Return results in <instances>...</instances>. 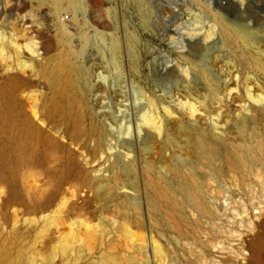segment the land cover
<instances>
[{
	"label": "rangeland",
	"instance_id": "obj_1",
	"mask_svg": "<svg viewBox=\"0 0 264 264\" xmlns=\"http://www.w3.org/2000/svg\"><path fill=\"white\" fill-rule=\"evenodd\" d=\"M54 1L0 0V264H264V0Z\"/></svg>",
	"mask_w": 264,
	"mask_h": 264
},
{
	"label": "bare ground",
	"instance_id": "obj_2",
	"mask_svg": "<svg viewBox=\"0 0 264 264\" xmlns=\"http://www.w3.org/2000/svg\"><path fill=\"white\" fill-rule=\"evenodd\" d=\"M137 2L140 10L142 9V18L145 22H147L148 17H149V13L150 11L146 8V4L144 3V1L141 0H134ZM195 4H197L198 6L202 7L205 12L212 17L213 22L215 23L214 26H211V29L206 31V33H208V36H212L214 33H216V35H219V37H221V39H229L232 36H238L239 38H241L244 42V44L248 47V48H254L256 47V45L258 43H256V40L258 39V37L256 36V34L250 30V28L248 26L242 25H235L233 24L229 19H227L226 17L222 16L220 13L218 12H214L210 7H208L202 0H194ZM68 7H72L76 12H82V13H86V2L85 0H55L54 1V8H55V12L58 14H61L63 11L65 12V10L68 9ZM195 23H202L204 24L203 18L199 17V15H196V20ZM195 25V24H194ZM216 29V32H213L212 29ZM202 29V28H201ZM197 30V29H196ZM192 32H195V29L191 30ZM117 48V47H116ZM38 49L35 50V52L37 53ZM132 55L136 60H138V55L134 50V54L132 51ZM33 55L31 54V57ZM32 60L33 57H32ZM193 68L192 71H198V72H209L211 69L208 67V65L204 64L203 62H198V63H192ZM54 83L56 85L58 94H61L65 91V89L68 87V80L66 78L65 75L63 74H58L55 76L54 78ZM213 85V89L215 90V92H218L217 87L215 86V84L212 82ZM262 100V99H261ZM264 101V98H263ZM192 112L190 114V116L193 118L195 117V113L197 112V110L192 107L191 108ZM147 122L148 123H152V118H147ZM159 134L158 137L161 139L163 138V136H169L167 130L162 127H159ZM214 153V151L212 150V154ZM154 188L157 192V195L159 197H161L162 199H166L165 195L162 192V188L160 187L159 184L154 185ZM186 190H189V186H185ZM106 190L109 192L110 195L115 196L118 198V200H121V198L124 196L129 195L127 187L123 186L122 184V180L120 179L119 175H116V177L114 178V182L113 185L109 186L107 185ZM168 201L169 198H168ZM159 209H161V206L158 207ZM252 220L257 221L255 223V227L257 229H264V211L260 210L258 211V213L254 216L251 217ZM249 261V259H248ZM253 260H250V263H252ZM99 264H118L117 260L115 257L113 256H105L101 259Z\"/></svg>",
	"mask_w": 264,
	"mask_h": 264
}]
</instances>
